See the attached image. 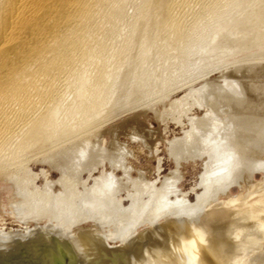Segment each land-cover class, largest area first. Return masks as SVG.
Wrapping results in <instances>:
<instances>
[{
    "label": "water",
    "instance_id": "water-1",
    "mask_svg": "<svg viewBox=\"0 0 264 264\" xmlns=\"http://www.w3.org/2000/svg\"><path fill=\"white\" fill-rule=\"evenodd\" d=\"M0 264H264V63L1 156Z\"/></svg>",
    "mask_w": 264,
    "mask_h": 264
},
{
    "label": "bare ground",
    "instance_id": "bare-ground-1",
    "mask_svg": "<svg viewBox=\"0 0 264 264\" xmlns=\"http://www.w3.org/2000/svg\"><path fill=\"white\" fill-rule=\"evenodd\" d=\"M153 1L161 5V11L168 20L167 25H170L173 33L179 36L183 31V24L173 17L177 0ZM261 2H258L259 5ZM106 3L113 4V8L115 6L114 15L116 8L122 5L119 0H0V157L51 134L104 115L106 101L110 95L108 81L112 75L104 71L99 78L98 76L95 78L88 73L87 64L95 63L98 57L91 54V49L85 46V42H93L104 47V44L98 41L101 35L99 31L102 29L99 27L100 29L97 30L95 22L99 21L97 18ZM258 3L257 6H259ZM157 13H159L158 10ZM105 14H107L106 11ZM110 14L111 12L108 15ZM110 17L106 19L110 20ZM117 19L112 17L111 24L116 25ZM157 19H155L156 22L153 21L154 25ZM196 28L192 32L196 31L199 34ZM255 39L262 42L264 37ZM243 44L246 46V43ZM260 45L264 44L260 43ZM150 46L152 45L144 47L143 51H149L152 48ZM259 57L264 59V50L260 51ZM85 62L88 63L85 65ZM191 70L197 71L199 68ZM189 72L187 71V74ZM140 73L137 75H141ZM142 74H144L143 71ZM64 76H69L67 80L76 86L75 98L73 97L74 101H72L73 104L70 103V106L65 103L66 95L60 93L59 89V82ZM142 77L145 76L140 77L144 80V84L138 83L140 84L138 86L144 90L147 86L145 83L147 75L145 79ZM135 79L138 81L139 78ZM161 85L163 89L167 84Z\"/></svg>",
    "mask_w": 264,
    "mask_h": 264
},
{
    "label": "rangeland",
    "instance_id": "rangeland-1",
    "mask_svg": "<svg viewBox=\"0 0 264 264\" xmlns=\"http://www.w3.org/2000/svg\"><path fill=\"white\" fill-rule=\"evenodd\" d=\"M119 1L122 5L120 8H116L118 11L116 10L115 15L113 13L115 6L113 8V4L106 3L97 18L99 21L95 22L97 30L99 27L102 29L99 31L101 35L100 38L98 37V41L103 43L104 47L102 48V46H99L100 44L96 45L93 42H85V46L91 49V54H95V57L99 58L96 57V64L90 62L87 64L88 73H91L95 78L97 76L99 78L104 71L112 75V78L108 81L110 95L106 101L108 106L106 105L104 109V115L170 93L178 87L181 89L204 81L249 62L264 63V59H261V56L259 57L260 51L263 52L264 50V45H260V43L264 44V39L262 40L263 43L260 42L261 40L255 39L264 37V29H262V26H264V1L261 2L262 0H177L173 17L183 24V31L179 36L173 33L170 25H167L168 20L161 11V5L155 4L156 1ZM259 1L261 2L260 5ZM257 3L261 8L263 6L262 10L258 8ZM156 9L160 14L157 13ZM109 10L110 15H108ZM149 10L151 11L149 12ZM105 11L107 14H105ZM157 14H159V17ZM109 16H111L110 20L112 17L118 18L117 26L106 19ZM155 19H157V23L154 25L153 21ZM150 21L151 23H149ZM138 26L139 28H137ZM194 28L197 31L199 30L200 35L196 31H194L195 34L192 32ZM243 43H246V46ZM149 44L152 45L150 46L152 48L149 51H143L144 47ZM86 63L88 62H85V65ZM192 68H199V70L192 71ZM75 69L77 70V67ZM76 70H74L75 73ZM142 71L144 74H142ZM139 72H141V75H137ZM72 73L74 75V72ZM142 75L145 77L147 75L146 79L142 77L147 84L144 90H141L142 87L138 86L144 84V80L140 78ZM68 78L69 76H64L60 80L59 89L60 93L66 95L65 103L70 106L75 98L76 86L74 83H70L67 80ZM135 78L140 80L137 81ZM165 83L167 85L162 89L161 84ZM14 145L16 146V143ZM14 145L13 147H15Z\"/></svg>",
    "mask_w": 264,
    "mask_h": 264
}]
</instances>
